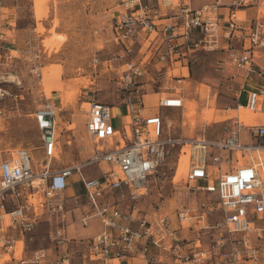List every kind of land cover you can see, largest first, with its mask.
<instances>
[{"label": "built area", "instance_id": "1", "mask_svg": "<svg viewBox=\"0 0 264 264\" xmlns=\"http://www.w3.org/2000/svg\"><path fill=\"white\" fill-rule=\"evenodd\" d=\"M113 1L120 13L114 17L120 41L127 38L132 44L140 34H153L159 41L156 58L167 64L166 70L171 62L185 57L182 53L225 51L230 64L242 72L245 80L264 76V68L256 62L264 59V0H228L226 4L208 0L198 8H191L187 0ZM248 11L252 12L249 17ZM11 21L2 12L0 0V119L5 118L12 101L16 106L21 99L16 92L20 81L10 79L17 77L15 66L22 65L31 81L42 79L36 26L31 31L34 35H29L23 47H17L11 39ZM124 48L130 50L129 46ZM126 71L125 86H133V90L125 98V114L114 113L113 106L94 98L86 102L84 128L93 149L85 162L61 169L49 167L59 155L57 113L51 103L40 104L31 113L40 134L44 164L41 161L34 168L27 148L0 149V264H73L71 250L76 244H84L87 249L82 264H120L123 260L132 264L128 260L133 258L151 263L159 253L170 255L173 264L215 263L212 259L216 256V264H259V247L251 243L249 233L255 232L261 239L264 232L257 227V222L264 219V181L252 161L240 163L236 157V167L223 170L222 166H229L231 153L264 152V123L245 125L231 118L226 134L216 140L174 136L169 121L158 109L183 108L182 94L167 93L156 101L155 112L145 113L143 94L135 86L141 72L135 63H127ZM243 105L250 112L264 114V83H256L246 91ZM125 117L128 122L123 121ZM242 130L258 143L241 142ZM185 146L189 147L188 164L180 180L189 194L215 196L220 212L216 221H208L215 208L207 202L198 207L181 205L172 212L158 205L139 217L131 211L137 209L135 204L130 211L120 208L119 201L136 202L152 187L166 183L177 190L180 180L175 176L180 155L186 154ZM177 148L176 161L170 165L168 158ZM93 166L96 175L83 171ZM212 171L215 177H211ZM71 176L84 189L80 197L65 194ZM34 181L38 183L33 185ZM23 192L26 195L21 197ZM34 196L36 202L30 200ZM81 198L89 211L80 223L87 226L91 216H98L102 229L90 238L75 240L67 234L66 215L71 210L69 205ZM43 217L51 225V246L28 249V241ZM186 227L195 228L197 234L183 243L186 238L177 232ZM211 229L216 232L215 243L204 249L201 235ZM224 246L227 250L221 252Z\"/></svg>", "mask_w": 264, "mask_h": 264}, {"label": "rangeland", "instance_id": "2", "mask_svg": "<svg viewBox=\"0 0 264 264\" xmlns=\"http://www.w3.org/2000/svg\"><path fill=\"white\" fill-rule=\"evenodd\" d=\"M203 2L196 0L193 5L198 8ZM1 4L2 12L10 15L9 19L12 20L14 30L11 39L17 47H23L29 35H34L32 29L35 26L38 28L36 32L42 57V77L44 70L50 66L62 68L59 80L53 82L54 87L61 84L62 89H52L49 93L44 90L42 79L31 81L20 64L13 70L17 77H10L14 82L20 81L21 87L16 92L21 95V99L16 102V106L12 101L7 115L0 119V149L27 148L33 158L34 168L43 160L40 134L31 116L36 106L51 103L56 107L59 155L56 160L50 161L49 167L61 169L83 163L91 156L93 149L84 128V109L87 107L84 102L94 98L113 106L114 113H117L116 107L123 109L125 98L133 90V86H125L127 63H135L141 72V76L135 79V86L145 94V103L152 104L149 112H155L157 98L170 92L182 94L183 108L158 109V112L169 121L172 135L182 134L184 138L190 139L203 136L207 140H216L223 137L231 125V118H228V112L226 114L222 111L236 109L239 104H244L246 91L255 85L256 80L261 81V77L255 75L252 80H245L242 72L236 71L230 64L225 51H194L188 54L187 67H177L167 72L156 58L158 45H148L146 36H137L132 44L127 38L123 43L120 41L114 25V17L120 13L114 7L113 0H1ZM239 16L244 18L243 13ZM124 45L129 46L130 50L127 51ZM66 91H74L69 101H64L61 95ZM184 100L194 104L193 116L187 115L189 112L184 107ZM212 108L215 109V119L208 122L204 116L207 109ZM121 112L125 114V109ZM241 114H245V111L241 110ZM249 114L254 116L253 113ZM257 143L258 140H255L252 145ZM188 148L185 146L183 151L188 152ZM178 153L177 148L168 158L170 165L175 163ZM235 156L239 162H262L257 168L260 179L264 180L263 151H241ZM187 159V154L180 155L175 180L184 176ZM83 171L89 176L97 174L94 166L86 167ZM37 183L34 181L33 185ZM35 197H30V200L36 202ZM84 202L82 198L78 199V203L70 204L69 209L81 207ZM201 202H207L215 208L208 215V221H216L220 212L216 210L215 196L189 194L182 180L177 190L165 183L158 188L152 187L146 196L136 202L123 200L118 205L130 211L131 205L135 204L137 209L131 211L139 217L153 208L157 209L158 205L172 212L181 205L195 204L198 207ZM78 226L86 228L81 223ZM257 227L264 228V219L257 222ZM50 229L49 222L41 220L32 233V240L28 241V249L50 248ZM194 233L190 229L189 232L180 231L179 234L180 237L185 235L183 243H188ZM212 233L214 230L203 235L208 249L215 243L214 236L210 235ZM226 250L227 246H224L221 252Z\"/></svg>", "mask_w": 264, "mask_h": 264}, {"label": "crops", "instance_id": "3", "mask_svg": "<svg viewBox=\"0 0 264 264\" xmlns=\"http://www.w3.org/2000/svg\"><path fill=\"white\" fill-rule=\"evenodd\" d=\"M204 2L199 5V6H202L204 5L205 3L209 2L208 0H203ZM220 3H223V4H226L228 2V0H219ZM187 2L190 4V7L191 8H197V6L193 5V3L196 2V0H187ZM220 12L221 13H224L225 10L224 8H221L220 9ZM247 15L248 17L252 15V12L251 11H248L247 12ZM6 16H10V15H7ZM141 35V34H140ZM154 35H149V36H146V43H148V45H150L151 43L153 44H158L159 41L158 40H154ZM150 41V42H149ZM188 54L189 53H182L181 55H184L185 57L181 56L179 59H177L176 61H173L171 62V66H170V69L167 70L170 71L171 69L173 68H185L187 67V57H188ZM257 64L260 65L261 67L264 68V59H258L257 61ZM161 66H163L164 68L167 69V64H162ZM186 72V71H185ZM184 73V71H183ZM256 77H258L257 75H255ZM259 79V78H257ZM263 81V82H261ZM261 81L259 80H256L255 82V85L256 83H264V78H261ZM143 96H145V94H143ZM161 98V97H159ZM158 100V98L156 99V101ZM143 101H144V97H143ZM155 101V103H156ZM144 104H145V113H152V112H149L150 108L151 107V103L150 104H146L145 101H144ZM243 105V104H242ZM116 111L117 113H122L121 110L123 111L124 109V106H122L123 109H121V107H116ZM163 109H166V108H163ZM157 110V108L155 109V111ZM243 111H245V114H241L240 112V109H227V110H224L222 112H228L230 114V116H228V118H237L238 120H241L243 122V124L247 125V124H253L255 122L259 123V124H262L264 123V114H261V113H255V112H252L254 114V116L249 119V120H242L243 117L247 116L249 113V111L243 109ZM241 118V119H240ZM124 121V119H123ZM126 122V121H125ZM128 122V120H127ZM257 140L256 138L252 137L251 135L248 134V132L246 130H242L241 131V142H243L244 144H252L254 143V141ZM92 143V142H91ZM238 162H239V159H238ZM240 163H248V162H240ZM237 165V161H236V156L234 155V153H231L230 154V164L229 166H222V169L223 170H227L229 168H234L236 167ZM258 166H261L262 165V162L256 164ZM259 170V169H258ZM94 173V172H93ZM185 173V171H184ZM94 175V174H93ZM96 175V174H95ZM211 177H215L214 175V171L211 172ZM69 188L65 191V194L67 196H77V197H80L83 192H84V189L82 187V185L80 183H78L76 181V177L75 176H71L69 178ZM26 194H24V192L21 194V197H24ZM89 211V208L88 206H81V207H77L75 209H71L67 215H66V221H67V234L70 238H73L75 240H84V239H87V238H90L92 237L93 235H95L96 233H98L101 229H102V221L101 219L98 217V216H91L90 219H89V223L88 225L86 226L85 229H82L80 228L78 225L80 224V220L82 218V216L87 213ZM42 219L45 220V218L43 217ZM173 220V219H172ZM39 223V222H38ZM37 223V224H38ZM37 226V225H36ZM260 228V227H259ZM191 229L192 232H195L194 236L191 238V240L196 236L197 232L195 230V228L193 227H189V228H185L183 230H178L177 234L180 236V231L181 232H189ZM264 230V228H262ZM213 230V229H211ZM211 230H206L205 232H203V234L201 235V244H202V248L204 249H208L206 248V245H205V242L203 241V235L204 233L206 232H211ZM214 234H216V232L214 231ZM214 234H210L212 236H215ZM256 234L255 232H250L249 233V238L251 240V243L253 245H256L259 247V257H260V262L259 264H264V233L262 234V238H257L256 237ZM182 237H185L182 236ZM190 240V239H189ZM190 244H188L187 246H185L184 248L187 249L188 246ZM86 252H87V249L86 247L84 246V244H76L72 250H71V259H72V262L73 264H82L86 259H85V256H86ZM29 252H26L25 255H28ZM216 260V262L218 261L216 259V257L214 259H212V261L214 262ZM211 260H209V262L207 263H198V264H210L212 262H210ZM128 262H131L132 264H173V260L171 258L170 255L168 254H165V253H159L157 254L156 256V261L155 262H151V263H146V260L144 259H141V258H133V259H130L128 260ZM215 263H212V264H216ZM112 263H117V261H112ZM127 261L126 260H123L120 262V264H126ZM87 264H95L93 262H88ZM187 264H192V263H187ZM242 264H252L250 261H245L243 262Z\"/></svg>", "mask_w": 264, "mask_h": 264}, {"label": "bare ground", "instance_id": "4", "mask_svg": "<svg viewBox=\"0 0 264 264\" xmlns=\"http://www.w3.org/2000/svg\"><path fill=\"white\" fill-rule=\"evenodd\" d=\"M36 31H38V28H36ZM40 48V46H39ZM61 71H62V68L61 67H53V66H50L48 67L47 69L44 70V73H43V77H42V83H43V86H44V90L49 93L50 90L52 89H56V90H61L62 89V85L59 84L58 86L54 87L53 86V82L56 81V80H59L60 78V74H61ZM74 92V91H73ZM73 92H64V94H61L62 95V98L64 99V101H69L71 100L72 96H73ZM63 101V102H64ZM185 101V100H184ZM87 103L84 102V105H86ZM184 107H186L188 109V116H193L194 115V104L193 103H188L185 101V104H184ZM237 109H245V106L242 105V104H239ZM208 111H206V114L204 116V119H206L208 122L212 121L213 120V116H214V113H215V109L212 108V109H207ZM240 110V111H241ZM248 111V110H247ZM250 112V111H249ZM241 113V112H240ZM252 113V112H251ZM257 113V112H256ZM259 113V112H258ZM227 114V113H226ZM252 115L249 114L245 117L242 118V120H249L251 119ZM194 118V117H193ZM192 119V118H191ZM215 119V118H214ZM220 119V118H219ZM241 119V118H240ZM238 120V119H237ZM239 122L243 123L241 120H238ZM193 122V120H192ZM186 154L189 156V152H186ZM182 155V154H181ZM263 159V158H262ZM179 163V162H178ZM187 164H188V159H187ZM187 169V167H186ZM185 169V171H186ZM263 175V174H262ZM264 181V180H263ZM263 186V185H262Z\"/></svg>", "mask_w": 264, "mask_h": 264}]
</instances>
